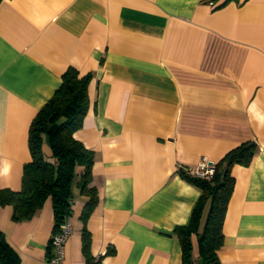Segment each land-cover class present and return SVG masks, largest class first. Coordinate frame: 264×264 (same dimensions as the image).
<instances>
[{
    "label": "crops",
    "instance_id": "obj_1",
    "mask_svg": "<svg viewBox=\"0 0 264 264\" xmlns=\"http://www.w3.org/2000/svg\"><path fill=\"white\" fill-rule=\"evenodd\" d=\"M69 66L92 73L74 132L94 152L90 254L101 264H181L174 228L188 222L200 190L178 165L215 163L252 141L250 164L231 168L218 256L264 264V0H1V187H20L30 123ZM42 151L54 161L45 138ZM77 179L62 264L86 263L88 196ZM11 214L0 205V231L20 264H51V200L29 220Z\"/></svg>",
    "mask_w": 264,
    "mask_h": 264
},
{
    "label": "trees",
    "instance_id": "obj_2",
    "mask_svg": "<svg viewBox=\"0 0 264 264\" xmlns=\"http://www.w3.org/2000/svg\"><path fill=\"white\" fill-rule=\"evenodd\" d=\"M91 76V72L80 75L72 66L62 73L60 85L30 123L28 147L31 158L23 165L20 187L0 186V205H10L12 219L20 222L29 220L49 198L55 231L71 214V185L78 176L80 193L88 196L80 214L85 264H101V256H92L89 252L91 236L86 227V220L98 202L96 188L90 184L94 152L74 136L89 107L87 89ZM43 138L49 144L54 161L43 154ZM256 149L252 141L231 148L214 163L215 171L210 177L193 176L179 169L180 176L200 190L188 222L174 228L180 244L181 264H222L218 250L223 243L222 225L234 186L231 168L236 163L249 165ZM193 236L197 242V260L193 254ZM48 256L50 261V244ZM0 264H20L17 252L1 231Z\"/></svg>",
    "mask_w": 264,
    "mask_h": 264
},
{
    "label": "built area",
    "instance_id": "obj_3",
    "mask_svg": "<svg viewBox=\"0 0 264 264\" xmlns=\"http://www.w3.org/2000/svg\"><path fill=\"white\" fill-rule=\"evenodd\" d=\"M178 169H182L193 176L210 177L215 171V165L214 162L202 157L194 166L178 165ZM70 232V220L69 217H65L58 228L52 233L50 239L51 264H62L65 257V245Z\"/></svg>",
    "mask_w": 264,
    "mask_h": 264
}]
</instances>
